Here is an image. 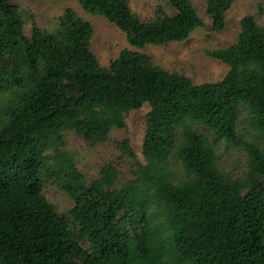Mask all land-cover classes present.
Instances as JSON below:
<instances>
[{
	"label": "trees",
	"instance_id": "16d2710c",
	"mask_svg": "<svg viewBox=\"0 0 264 264\" xmlns=\"http://www.w3.org/2000/svg\"><path fill=\"white\" fill-rule=\"evenodd\" d=\"M167 1L173 13L159 7L144 19L130 0H79L138 48L204 25L192 0ZM234 1L206 0L211 29L225 28ZM31 18L28 36L20 4L0 0V86L12 91L0 105V264H264V25L242 17L237 40L209 51L227 73L195 83L128 47L103 66L93 24L72 7L51 28ZM145 103L146 162L124 138L117 146L135 160V176L118 183L108 162L86 185L60 149L65 131L106 142ZM242 123L258 141L242 140ZM211 135L245 147L243 175L223 167ZM46 165L75 201L70 216L42 190Z\"/></svg>",
	"mask_w": 264,
	"mask_h": 264
},
{
	"label": "rangeland",
	"instance_id": "374dc122",
	"mask_svg": "<svg viewBox=\"0 0 264 264\" xmlns=\"http://www.w3.org/2000/svg\"><path fill=\"white\" fill-rule=\"evenodd\" d=\"M19 3L25 18L24 31L32 34V18L43 28H51L57 22V17L68 7L74 8L78 15L89 20L94 27L91 37V47L98 56L103 66H109L110 61L119 56L125 47L147 54L151 62L168 70H176L190 76L195 83L216 81L221 79L228 71L229 66L222 60L212 56L209 51L218 47L232 44L238 38L241 30V19L245 15L253 14L260 24L264 25V0H235L227 12L226 26L221 30L211 29L212 19L207 13L206 0H192L197 11L204 21L203 26L196 28L188 38L182 41L148 44L138 48L132 46L123 32L115 23L109 21L101 14L92 13L82 7L79 0H9ZM131 9L140 14L144 19H150L157 13L159 7L173 13L167 0H130ZM12 94L0 86V105ZM150 104L140 109L131 110L126 115V127H115L106 142L91 145L76 131L67 130L64 136V145L61 150L67 151L76 161L78 170L84 175L86 185H90L95 178L100 177L101 168L105 163L114 162L120 169L119 182L135 176V160L124 154L117 146V142L128 138L134 148L138 160L146 162L143 154V142L146 133V115ZM245 124L239 126V136L244 139H258L245 129ZM218 152L221 154L220 163L223 167L237 176L245 172L246 149L235 141L210 136ZM52 153V151H50ZM43 169L41 187L48 199L55 205L61 214L70 216V209L74 206V199L70 192L64 188L62 179L56 170ZM53 167V166H52ZM179 169V168H177ZM172 236L165 228L162 245L170 246ZM88 246L87 241H82ZM170 251L172 248L169 247Z\"/></svg>",
	"mask_w": 264,
	"mask_h": 264
}]
</instances>
